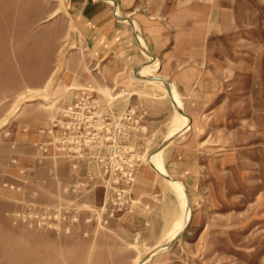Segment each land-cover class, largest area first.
<instances>
[{"label": "rangeland", "instance_id": "1", "mask_svg": "<svg viewBox=\"0 0 264 264\" xmlns=\"http://www.w3.org/2000/svg\"><path fill=\"white\" fill-rule=\"evenodd\" d=\"M156 199L160 236L97 242ZM26 252L264 264V0H0V264Z\"/></svg>", "mask_w": 264, "mask_h": 264}, {"label": "crops", "instance_id": "2", "mask_svg": "<svg viewBox=\"0 0 264 264\" xmlns=\"http://www.w3.org/2000/svg\"><path fill=\"white\" fill-rule=\"evenodd\" d=\"M95 6L96 5L87 6L88 8L87 9L83 8L82 11L83 13L85 12L87 17L88 15L92 16L95 12H97V9L95 8ZM96 15L97 13L93 15L92 18L95 17ZM93 22L101 23L99 21H93ZM91 26H93L94 28L97 27V25L95 24ZM94 34L95 33L91 32V35L89 36V42H90L89 45L91 47L93 44H95L93 43L95 42V37H96V35ZM125 42L126 40L123 42V49L121 51V59H123L124 61L123 64L125 66L131 67L134 69L135 66L138 64L141 57L139 54L136 53L134 47L132 46L130 42L129 44H126V45H125ZM106 52L108 51L101 48L97 52V55L102 58V56L105 55ZM139 77H140V80L147 81V79L144 77H141V75ZM151 77H149V79ZM164 88H165L166 95L169 96V91H170L169 86L164 85ZM147 112L149 114H153V112H150L149 110H147ZM154 203H155V206L150 207L149 209H151L154 212V214L159 213V217L155 216L150 224H149L150 218H152L154 215L153 212L150 214L151 211H149V213L147 214L146 209L142 207H137L134 209L133 213L130 215L109 220L107 223V226L99 232V235L97 237V242H99L101 245L105 244L106 246H108V250L114 251L116 250V247L121 242L120 238L123 236V232H124L123 229L127 231H136V232L138 229H143L145 232H147L149 230L148 228H151L154 234L151 235L152 239H150V241L160 236L165 231V228L164 229L162 228V224H163L162 221L161 223L159 221V219H163L162 208L159 206L161 204V201H159V199H156Z\"/></svg>", "mask_w": 264, "mask_h": 264}, {"label": "bare ground", "instance_id": "3", "mask_svg": "<svg viewBox=\"0 0 264 264\" xmlns=\"http://www.w3.org/2000/svg\"><path fill=\"white\" fill-rule=\"evenodd\" d=\"M110 4H112V2H110ZM204 75V74H203ZM206 80H208V79H206ZM167 84V83H166ZM169 87H170V93H174V94H177V92H176V90L174 89V85H172V84H167ZM166 85V86H167ZM230 112V111H229ZM233 113H235V112H233ZM214 114V113H213ZM206 115V114H205ZM208 117V116H207ZM189 123V122H188ZM186 127H183V128H179L178 130H172L171 131V137H173L174 138V136H176L179 132L178 131H182L183 129H185ZM182 129V130H181ZM188 130V129H187ZM213 131H214V129H213ZM249 135H254V133H252V134H249ZM250 137V136H249ZM215 151L214 152H216L217 154H218V156H221L222 154H221V152H222V150H220V149H214ZM153 161L155 162V160L153 159ZM150 167H152L153 169H156L157 170V167L155 166V164H153V162H151L150 163ZM172 185H174L175 187H178L176 184H174V183H172ZM183 206H184V204H183ZM184 219L186 220V219H188V217H189V214H190V211L189 210H187V209H184ZM179 226H181V224L179 223L178 225H177V227L170 233V235H169V237H168V239L170 238V236L174 233V231L175 230H177L178 229V227ZM167 239V240H168ZM166 240V241H167ZM158 251H162V249H159ZM153 254H155V253H153ZM152 254V255H153ZM24 264H42L41 263V260L39 259V256L37 255V256H35V257H33V256H31V254L29 253V252H26V254H25V260H24Z\"/></svg>", "mask_w": 264, "mask_h": 264}]
</instances>
